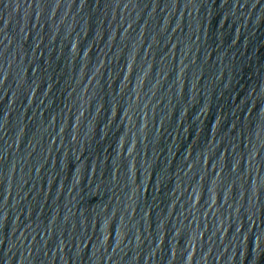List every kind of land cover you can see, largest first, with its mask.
I'll return each mask as SVG.
<instances>
[{
  "label": "water",
  "instance_id": "obj_1",
  "mask_svg": "<svg viewBox=\"0 0 264 264\" xmlns=\"http://www.w3.org/2000/svg\"><path fill=\"white\" fill-rule=\"evenodd\" d=\"M0 264H264V0H0Z\"/></svg>",
  "mask_w": 264,
  "mask_h": 264
}]
</instances>
